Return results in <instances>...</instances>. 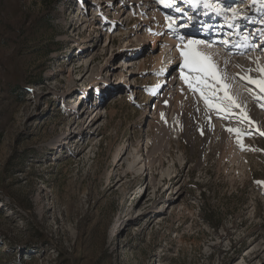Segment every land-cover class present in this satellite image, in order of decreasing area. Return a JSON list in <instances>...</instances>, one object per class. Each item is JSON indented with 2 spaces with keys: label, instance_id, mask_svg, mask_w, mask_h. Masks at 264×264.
I'll use <instances>...</instances> for the list:
<instances>
[{
  "label": "rangeland",
  "instance_id": "374dc122",
  "mask_svg": "<svg viewBox=\"0 0 264 264\" xmlns=\"http://www.w3.org/2000/svg\"><path fill=\"white\" fill-rule=\"evenodd\" d=\"M107 1L0 0V264H264V85L180 54L264 0Z\"/></svg>",
  "mask_w": 264,
  "mask_h": 264
},
{
  "label": "bare ground",
  "instance_id": "6f19581e",
  "mask_svg": "<svg viewBox=\"0 0 264 264\" xmlns=\"http://www.w3.org/2000/svg\"><path fill=\"white\" fill-rule=\"evenodd\" d=\"M182 1V0H179ZM199 0H190L188 3L190 4H194L193 10L192 12H190V16H193L194 13L200 8L198 6L199 4ZM115 3V0H108L106 2V5L108 7L113 6ZM162 5V4H161ZM160 5V6H161ZM191 6V5H189ZM150 9H155V7H153L152 5L148 6ZM163 7V6H162ZM171 7V6H169ZM182 8V6L180 7ZM185 9H187L188 7H183ZM210 10L208 12H205V14H207L208 17V21L211 18V12L213 11H217L218 7L216 5H212L210 8ZM220 10V9H218ZM182 11V10H181ZM189 11V10H188ZM189 13V12H188ZM128 20V19H127ZM129 21V20H128ZM127 21V22H128ZM164 18H163V20ZM161 21V22H162ZM160 22V23H161ZM160 23L156 26V31L161 32V25ZM242 28V24L239 25L238 27V32L236 34L233 35V40L231 41V43H228V47L229 49H231L232 47L235 48V50H230L227 52L226 51H222L220 49H212L207 47L206 45H202L199 43H195L193 45V48L195 49V51L200 52L201 54H203L204 56L208 57V63L212 66L211 68H213L214 66H217V68L219 69H224L226 71L225 75L228 77V79L230 81L234 80V82L237 84V86H241V83H246V84H258V83H262L264 85V68H262V66L260 65V62H258V57L257 55H251L248 54L247 51H250L249 47L243 46V44H245L246 40L249 38V34L248 35H244L242 31H240V29ZM260 32L263 31L262 28L259 29ZM257 35V34H256ZM142 37H140L137 41L141 42L143 40ZM192 40V39H191ZM194 41V40H192ZM199 42V41H198ZM230 42V41H228ZM143 43V42H142ZM233 43L237 46H232ZM188 44V43H187ZM264 44V42H263ZM227 47V49H228ZM255 48H253V50H255ZM163 53H161L162 56ZM263 54H264V50H263ZM160 56V57H161ZM179 56L178 54L175 55V57ZM238 56V57H237ZM173 57V59L175 58ZM235 57V58H234ZM94 58V57H93ZM184 59V58H183ZM92 61L84 68V70H81L82 67H77L75 69L72 70V73H75V70L79 72L80 77L76 80V82H74V86H77L78 83L81 82V80L83 79L84 75L88 72V69L91 65ZM168 63V65H170L172 63V61H168L166 62ZM165 63V64H166ZM174 63V62H173ZM224 65V66H223ZM170 67V66H169ZM80 69V70H78ZM214 69V68H213ZM216 69V68H215ZM213 72V71H212ZM216 72V70H215ZM214 72V73H215ZM217 73V72H216ZM219 73V72H218ZM161 86L165 84V86H169L172 87V85H174L178 80L176 79H171L168 81H165L164 78L161 79ZM76 88V87H75ZM76 89H73V91L68 92L67 95L72 94ZM106 90V89H105ZM147 96H149L147 94ZM181 102V101H180ZM187 105V104H186ZM189 105V104H188ZM204 108V107H203ZM197 111V110H196ZM195 112V111H194ZM193 111L188 110V112L185 115L190 114L192 119L197 118L198 113L195 115ZM97 115H95L94 118H96ZM100 117V116H99ZM189 117V116H188ZM94 118H92L88 123V119L89 117H87L86 121H85V126L86 128L89 126V124L94 120ZM185 118V117H184ZM237 119V118H236ZM186 123V126L188 128L189 123L184 121ZM84 128V126L82 127V129ZM188 130V129H187ZM190 130V129H189ZM220 130V129H219ZM79 134V133H78ZM81 134V133H80ZM118 158V155L116 156ZM129 175V171L127 170L125 173V176ZM153 177V176H152ZM160 188V186H159Z\"/></svg>",
  "mask_w": 264,
  "mask_h": 264
},
{
  "label": "snow or ice",
  "instance_id": "6c2138e0",
  "mask_svg": "<svg viewBox=\"0 0 264 264\" xmlns=\"http://www.w3.org/2000/svg\"><path fill=\"white\" fill-rule=\"evenodd\" d=\"M167 6V5H166ZM195 41H189L186 45V51H182L180 54L184 58V64L186 67L198 71V72H208L211 69V65L208 63V57L204 56L200 52L195 51L193 45ZM215 77V73H212Z\"/></svg>",
  "mask_w": 264,
  "mask_h": 264
}]
</instances>
